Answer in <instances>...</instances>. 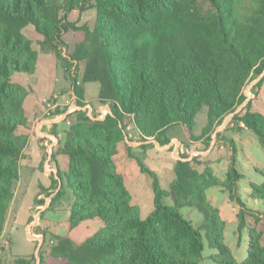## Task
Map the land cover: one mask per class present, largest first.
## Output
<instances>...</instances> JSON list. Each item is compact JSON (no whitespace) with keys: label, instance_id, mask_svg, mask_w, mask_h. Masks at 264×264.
<instances>
[{"label":"trees","instance_id":"16d2710c","mask_svg":"<svg viewBox=\"0 0 264 264\" xmlns=\"http://www.w3.org/2000/svg\"><path fill=\"white\" fill-rule=\"evenodd\" d=\"M88 7L96 10L95 23L81 28L83 41L66 57L61 50L63 35L76 26L64 13ZM28 26L41 36L39 49L24 33ZM40 52L67 59L64 69L79 98L83 96L68 65L84 63L82 81L99 83L98 100L110 112L103 118L90 116L87 109L68 114L66 119L73 120L68 119L61 146L68 157L66 182L74 196L69 229L85 221L101 225L79 244L54 234L48 256L39 264H198L202 230L216 251L212 255L216 263L264 264V171L255 168L263 180L250 184V197L263 205L262 211H254L238 194L242 174L235 167V149L224 179L199 156L186 160L182 154L174 164V178L163 189L155 173L129 148L140 170L152 177L154 206L145 218L132 203L114 162L118 145L127 137V118L143 140L165 145L170 140L167 130L185 124L191 132L203 107L206 125L200 137L244 102L246 85L264 68V0H0V237L28 143V134L20 130L29 128L24 107L29 90L13 76L32 75ZM77 105L84 103L78 100ZM232 122L238 130H250L264 151V115L252 111L250 102ZM57 176L60 179L59 172ZM52 182L57 185L53 176ZM213 186L238 203L239 228L245 226L246 215L253 218L247 257L241 263L224 243L225 221L219 209L207 199L206 190ZM61 194L60 185L50 206ZM168 197L174 206L164 204ZM182 207L197 209L203 223L194 227L180 215ZM34 261L31 255L17 263Z\"/></svg>","mask_w":264,"mask_h":264},{"label":"rangeland","instance_id":"374dc122","mask_svg":"<svg viewBox=\"0 0 264 264\" xmlns=\"http://www.w3.org/2000/svg\"><path fill=\"white\" fill-rule=\"evenodd\" d=\"M64 16L69 23L76 26L75 29L72 28L63 35L64 43L61 46V50L62 54L68 57V55L74 51L75 46L84 39V32L81 28L83 26H88L89 28L93 27L96 18V10L93 7H88L84 11L73 10L69 13H64ZM25 33L33 37L36 42L35 46L39 49V45H37L39 34H37L33 28H27ZM40 54V56L45 55L44 52ZM66 60L67 59L57 60L55 70H53L52 73L53 78L57 79L54 81V91L59 94L58 101L60 103H64L70 97V87L75 83L72 79L68 78V75H66L64 69ZM68 66L69 72L73 74L72 78L76 77V79H79L83 86L82 76L85 66L84 63L81 62L78 63V65L73 63V65L70 64ZM13 77L16 80H18V78L23 80L24 78H31V75L24 72H18L15 73ZM250 85L251 84L249 82L244 89L247 96H249ZM97 86H99L98 82L88 85V102L92 107H84L83 109H87L90 116L103 118L104 116H101V113L104 112L105 114V111L107 110L103 103L97 101L94 97ZM78 89L82 92V87L80 85H78ZM78 99H80L79 96ZM245 103L246 101L239 105L237 109L241 108ZM98 108H101V111H98ZM231 114L227 115V117L229 118ZM68 119L71 121L73 120L72 117H68ZM125 123L126 126H129V129H126L129 135L135 136L138 134V129L130 118H127ZM205 125L206 107H203L196 117L195 124L193 126L195 131L193 133L198 134L202 131V128H205ZM68 128L69 125L66 120L57 123L56 134L59 135L58 139L60 146H63L66 140V131ZM178 128L179 127L171 128L166 132V135L170 137L174 132L179 131ZM222 136L228 142L230 140H234L236 145L237 151L235 154V167L242 174L241 179L237 183L240 199L246 207L252 210L254 209V211H262V201L255 200L250 197V184H261L263 180L262 175L255 170V168H259L264 171V151L262 147L260 146L256 136L250 130H238L229 127L225 130ZM218 139L219 138H217V140ZM43 152L45 154V148L42 149V153ZM37 157L38 156L34 157L32 155L31 158L33 159H28L31 162L30 165L24 163H21L20 165V177L15 182L13 187L15 195L7 212V222L4 226L3 235L0 237V264H18V259H28L31 255H34L35 250L39 245V239H36L32 232H41L43 234L42 237H39L41 244L36 252L39 262L41 259L45 261L48 256L49 248L53 244L51 242L52 236L54 234H67L68 213L74 202L73 193L68 187L65 177L67 166L62 162L58 163L60 179L57 178V183L61 185L62 194L58 199H55L50 206V199L52 198L55 189L54 185V187L52 186V190L49 192H44L45 190L42 189L40 190V192H44L41 197L37 198L40 201H38L35 197L36 191L39 189L38 187L46 186L52 182V177L48 178L45 176L42 172L41 166L36 164L35 158ZM227 166L228 164L226 159L221 160L219 163H212L215 175L220 179L225 178ZM49 172L50 171L47 168L46 173L48 174ZM154 172L157 173L156 176L160 186L163 189H168L169 183L174 177L173 168L169 170L166 168L165 171L162 172ZM148 180L151 181V177L148 176ZM140 190L142 191V189ZM206 196L208 201L214 207L221 210L225 221L224 243L230 248L235 260L238 263H241L247 257L248 229L250 226L254 225L253 218L250 215H246L245 226L243 228H239V221L236 216L239 211V205L237 202L230 200L228 192L222 190L220 187L213 186L206 190ZM139 197L140 198L136 200V203L141 207L142 217H147L153 210L154 206L151 186L147 190L143 189V194ZM31 203H33L31 214H35V220H37L41 214L42 221H44V223L48 226V228L42 230L36 229L33 231L30 229L29 236L33 239H29L24 225L26 206ZM164 204L167 206H174V201L171 197H168L164 200ZM46 207L47 210L40 213V210ZM179 213L184 219L190 221L196 228L203 223L202 214L195 208L182 207L179 209ZM10 217L11 221L8 224ZM14 217H17V221L15 223ZM96 224L94 226L95 228L101 225L98 221ZM201 234L203 250L198 264H218L212 259V255H214L216 251L210 246V241L206 231L202 230ZM5 241H8L9 244L6 245L4 243ZM35 263L36 260L34 261V264Z\"/></svg>","mask_w":264,"mask_h":264},{"label":"crops","instance_id":"0c3cea01","mask_svg":"<svg viewBox=\"0 0 264 264\" xmlns=\"http://www.w3.org/2000/svg\"><path fill=\"white\" fill-rule=\"evenodd\" d=\"M27 28H33V27L28 26L25 28V30ZM29 37L33 39L32 36ZM39 40H41L40 35L37 41ZM33 41L35 42L34 39ZM40 53L38 57L36 70L31 75V78L29 79L24 78L23 80L18 78V81L22 83L24 86H26L29 90L28 96L26 97V100L24 102V107L29 118V128L26 130L24 129L20 130L21 133L28 134V143L20 159V165L21 163L30 165L31 162L28 159H33L31 158L32 155L34 157L38 156L37 158H35L36 164L41 166L43 174L48 178H51L53 176L54 178L57 179L58 178L57 173L59 172L58 163L62 162L68 168V157L61 153V146L59 144V139H58L59 135L56 134L57 123L65 120L68 111L72 109L74 106L80 107L77 105L78 100L84 103V106L82 108L92 107L88 102L87 91H88V85H91L96 82H85V83L83 82V86H82L80 80L77 79V85H80L82 87L81 93L83 94L82 95L83 98L78 99V95L74 91V84H73L70 87L71 88L70 97L64 103H60L58 101L59 94H57L54 91V81H56L57 79L53 78L52 75L53 70H55V66L57 64L56 61L58 59L56 55L52 52H44L45 55L43 56H40L41 55ZM263 77H264V68L257 77H255L253 80L250 81L251 85L249 90V96H247L246 93L244 92V95L246 97L244 101H246V103L241 108L236 109L229 116V118L226 116L222 120V122L211 133L203 137H200L202 135L203 128L201 132H199L198 134H194L193 133L195 131L194 128L190 132L188 131L187 126L185 124H177L170 127L167 130L169 131L173 127H179L178 128L179 131L174 132L169 137L170 139L169 142L165 145H160L156 140L152 138L143 140L140 136L139 131L138 134H136L135 136L134 135L131 136L127 133L126 139L118 145L117 153L114 156V162L118 173H120L123 176L124 182L131 193L132 203L134 205H137L140 209V215H141V207L136 203V200H138L140 198L139 196L143 194V189L147 190L150 186L152 188V177L149 174L143 173L140 170L136 158L131 157L128 154L129 148L131 150V153L135 157L139 156L142 162L144 163V165L152 172L154 171L162 172L165 171L166 168H168V170L172 169L174 167L175 162L179 159H182L181 158L182 154L186 156L185 158L186 160H192L195 156H199L200 159L203 162L207 163L211 168L213 162L219 163L221 160L226 159V162L228 164L227 166L228 169L233 159V149H235V154L237 150L234 140H230L228 142L224 139L222 134L229 127L236 129L235 126L233 125L232 117L234 114L241 112L248 102L251 103L252 111H257L264 115V80L262 82V85L256 88V83ZM254 90L257 93H254ZM98 92H99V86H97L94 95L97 101H99ZM74 93L77 95V98ZM48 98L55 99V102L57 103L58 106L56 112H60L61 114L60 116L54 118L46 116L43 100ZM103 105L106 107L107 110L105 112L109 113L110 112V109L108 108L109 106L107 104H103ZM98 111H101V108H98ZM241 130H248V129L242 128ZM217 138L219 139L217 140ZM231 142L233 143V146ZM145 145L148 146L145 147ZM43 148H45V154L44 152L42 153ZM203 167L204 165L202 164L197 166L198 170L200 171L203 169ZM47 168L50 171L48 174L46 173ZM155 175H157V173H155ZM148 176L151 177V181L148 180ZM52 186H53V182H51L46 186L38 187L39 189H37L35 196L36 199L38 197H41L44 194V192L51 191ZM56 186L58 187L56 188ZM56 186L54 189V193L57 192L58 188L60 187L58 183ZM41 189L45 191L40 192ZM140 189H142V191ZM47 207L42 208L40 210V213L47 210ZM32 208H33V203L28 204L26 206V212L24 217L25 219L24 225L27 230L29 239H33L30 238L29 236L30 229L35 231L36 229L42 230L48 228V226L44 223V221H42L41 214L40 217H38V219L35 220L36 218L35 214H31ZM219 211L223 219L222 212L221 210ZM10 221H11V217L8 220V224L10 223ZM16 221H17V217H14V223ZM6 222H7V217H6ZM96 223L97 220L85 221L72 230H70L68 227V231L66 235L69 236L75 244H79L100 227L97 226L95 228L94 226ZM32 234L33 236L36 237V239H39L38 240L39 245L36 248L34 254L36 260L35 264H39L40 262H39V258L36 256V252L41 244V240L39 237H42L43 234L41 232H32ZM4 243L6 245L9 244L8 241H5Z\"/></svg>","mask_w":264,"mask_h":264},{"label":"built area","instance_id":"2783aa9c","mask_svg":"<svg viewBox=\"0 0 264 264\" xmlns=\"http://www.w3.org/2000/svg\"><path fill=\"white\" fill-rule=\"evenodd\" d=\"M43 103H44V106H45V114L46 116L48 117H58L60 116L61 114L58 113V114H54L56 112V109H57V103L55 102V99L54 98H48V99H44L43 100ZM79 109H83L82 107H77V106H74L72 109H70L67 113L68 114H72L73 112H75L76 110H79ZM84 110V109H83ZM106 114H108V112H104L101 113V116H105ZM66 115V116H67ZM65 120L67 121L68 125L70 124V121L68 119L65 118ZM241 126H244L242 123H241ZM126 129H129V126H126Z\"/></svg>","mask_w":264,"mask_h":264}]
</instances>
